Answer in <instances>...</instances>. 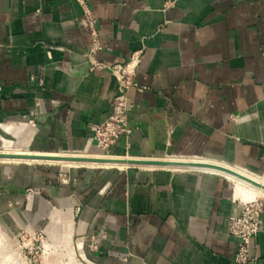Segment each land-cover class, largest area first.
<instances>
[{"label": "crops", "instance_id": "0c3cea01", "mask_svg": "<svg viewBox=\"0 0 264 264\" xmlns=\"http://www.w3.org/2000/svg\"><path fill=\"white\" fill-rule=\"evenodd\" d=\"M86 1L102 43L94 60L121 64L139 51L138 87L126 91L130 132L111 149L203 158L264 177V0ZM91 45L77 0H0V133L11 137L34 111L44 130L30 149L101 151L88 141L118 82L108 68L89 69ZM81 175L80 197L98 181L82 223L104 237L101 264H241L228 223L255 193H238L225 174L150 165ZM262 221L248 264H264V210Z\"/></svg>", "mask_w": 264, "mask_h": 264}, {"label": "rangeland", "instance_id": "374dc122", "mask_svg": "<svg viewBox=\"0 0 264 264\" xmlns=\"http://www.w3.org/2000/svg\"><path fill=\"white\" fill-rule=\"evenodd\" d=\"M88 23L91 28L89 20ZM91 37L92 45L88 53L89 69L108 68L118 82L119 91V76L113 72L114 69L119 68L121 75L128 74L133 83H136L129 88L138 87V83L133 78L137 63L132 69L128 66L135 58L139 59V51H134L125 63L106 65L94 60L95 52L102 49V43L98 35L99 42L97 46L94 45L92 28ZM129 88H126L125 92ZM31 115L37 116L38 114L35 112L30 115L26 114L20 121L29 123L28 116ZM43 127L40 119L39 125L29 123L18 134L10 135L16 144H21L18 147L23 150L5 149L1 139L8 136L0 133V264H101L99 260L101 256L98 252H100L104 237L99 229H94L92 232L87 229L83 230L85 224L82 223L87 211L84 199L90 191L96 190L98 181H92L87 193L83 194L84 197H80L78 190L84 187V182L82 183L84 176L79 175H83L87 169L97 171L109 169L117 172L131 167H148L150 162L165 163L169 157L137 156L119 152L121 150L111 149L112 147L108 149V152L100 151L107 155L106 158L95 160L94 156L97 155L91 152L78 153L74 150L31 155L35 153V150L30 149L29 144L24 143L38 141L41 144ZM128 135L123 137H128ZM45 154H52V158ZM180 159L190 158L180 157ZM53 166L58 167L54 174L50 172V167ZM74 169L81 171L80 174L74 175L72 172ZM32 171L41 175L38 180H36L35 173L32 175L35 180H28ZM42 180L44 184L37 185ZM50 186H56L61 191L59 194L52 195ZM258 192L254 197L264 198V194ZM69 196L75 198L76 201L69 202L67 200ZM92 213L93 211L90 214L91 218L94 217ZM79 242H82V245ZM253 260L252 257L246 263L235 261L248 264Z\"/></svg>", "mask_w": 264, "mask_h": 264}, {"label": "built area", "instance_id": "2783aa9c", "mask_svg": "<svg viewBox=\"0 0 264 264\" xmlns=\"http://www.w3.org/2000/svg\"><path fill=\"white\" fill-rule=\"evenodd\" d=\"M83 7L85 15L89 20L92 28L94 45L97 46L98 30L96 28V19L92 9L86 0H77ZM136 63V58L128 66L132 69ZM128 70V69H126ZM124 70V72H127ZM118 74L119 91L111 101V109L108 115L101 122L95 124L94 138L97 146L103 152H108L109 148L121 137L129 134L130 125L128 123V114L133 108L132 103L125 92L126 88L136 85L133 83L131 76L120 73L119 68L113 70ZM264 210V198L261 196L254 197L250 200H241V211L229 218L228 231L237 238L234 259L241 263H246L252 259L250 255L251 241L262 229V213Z\"/></svg>", "mask_w": 264, "mask_h": 264}, {"label": "bare ground", "instance_id": "6f19581e", "mask_svg": "<svg viewBox=\"0 0 264 264\" xmlns=\"http://www.w3.org/2000/svg\"><path fill=\"white\" fill-rule=\"evenodd\" d=\"M28 118H29L30 123H34V124L38 125V123H37L38 122V120H37L38 116L31 115ZM16 123L17 122H10L6 125L5 128L6 129L8 128L9 130L13 131L12 129H16V128L15 127L10 128V127L12 125L17 126ZM26 125L28 126L27 123L24 124V126H26ZM23 127L18 128L15 131V133L13 132V135L18 134L22 130ZM93 138H94V136H93ZM1 140H2L1 142L3 143L5 149H8V150H16V149L20 150L21 149L18 147V145H21V144H16L12 136L11 137H9V136L5 137L4 136ZM94 142H95V144H97V141L95 138L94 139L91 138L88 141V143H90V144H92ZM25 144H27V143H25ZM88 146H89V144L86 145L82 149L74 150V151L78 152V153H89V152H91V153L97 155V156H94V160L97 158L98 159L106 158L107 155L102 154V152H100V151H91V150L87 149ZM21 150H23V149H21ZM39 154H40V152L38 150H35V153L31 154V155H39ZM100 154H102V155H100ZM50 157L52 158V155H50ZM168 157H169V159H166L167 161L165 163H156V162L152 163V162H150L151 164H149V165L154 166V167L165 166V167H175V168L211 170V171L220 172V173L225 174L227 177H229L235 181L238 193H240L241 191L246 192L247 190H249V191H253L255 194L258 191L260 193L264 194V177L262 175H258L257 173H254V172L249 171L247 169H242L239 167H232V166L226 165L224 163L211 161V160H207V159H203V158L202 159L201 158L180 159L179 156H168ZM82 158H84V157H82ZM89 160H87V161H89ZM33 173H34V171L31 172V175L28 178V180L34 179L32 176ZM255 194L253 195V197L255 196ZM82 242H79V244L82 245Z\"/></svg>", "mask_w": 264, "mask_h": 264}]
</instances>
